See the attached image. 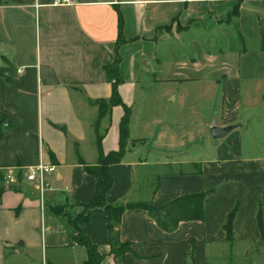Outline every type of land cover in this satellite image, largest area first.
I'll return each mask as SVG.
<instances>
[{"label":"crops","instance_id":"crops-1","mask_svg":"<svg viewBox=\"0 0 264 264\" xmlns=\"http://www.w3.org/2000/svg\"><path fill=\"white\" fill-rule=\"evenodd\" d=\"M115 60L130 116L106 200L202 192L203 215L168 231L125 209L119 263L103 208L90 207L82 231L101 264H227L224 254L241 264L242 251L264 247V0H0V264H84L68 216L93 194L85 166L99 162L97 137L103 153L119 146L123 106L100 114L98 104ZM212 121L238 125L213 138ZM40 163L55 169L42 199L25 178Z\"/></svg>","mask_w":264,"mask_h":264},{"label":"trees","instance_id":"trees-1","mask_svg":"<svg viewBox=\"0 0 264 264\" xmlns=\"http://www.w3.org/2000/svg\"><path fill=\"white\" fill-rule=\"evenodd\" d=\"M235 8L233 10V13ZM118 39L115 44L116 47L124 41L123 36L119 33ZM118 60L112 63L104 64L106 72L113 77L111 97L108 100L102 99L98 102L100 114L106 112V108L113 105L121 104L123 106L124 114L119 121V146L117 150L108 151L103 153L100 148V138L97 137V145L99 150V162L96 165L85 166L86 171L94 177V191L89 199L88 203L83 204V211L76 214L74 218L68 216L70 224L76 231L73 239L79 244L83 245L87 251V258L84 260V264H101L102 254L99 253L97 246L87 237L82 231V227L89 223L90 216L86 213L90 207H102L105 214V223L107 230V241L110 245V249L114 255L115 260L119 263L123 262L124 252L130 248L129 242L121 241L119 239L118 226L121 219V213L125 209L139 207L146 211L158 225L160 229L171 231L179 223V221H190L194 219L202 218L203 208V193L195 192L194 194H181L174 197L163 204L157 205L151 200L148 202L137 201L134 203H119L112 204L106 200V195L112 188V175L109 171V166L114 163H118L123 157L126 141L128 138V121L130 116V110L122 102L121 97L118 94L117 86L121 83V77L118 72ZM0 76H4L0 70ZM5 77V76H4ZM2 189H0L1 197ZM236 208L234 207L227 216L224 223V227L227 233V237L231 234V221L235 214ZM55 213H63V207L54 208ZM65 214V213H63Z\"/></svg>","mask_w":264,"mask_h":264},{"label":"built area","instance_id":"built-area-1","mask_svg":"<svg viewBox=\"0 0 264 264\" xmlns=\"http://www.w3.org/2000/svg\"><path fill=\"white\" fill-rule=\"evenodd\" d=\"M70 0H55L56 3L60 4H67ZM54 166L48 165V164H37L33 166H29L27 170L25 171V178L26 180L31 183H33V186L35 187L38 196L40 199L43 198L44 193L47 190H53L54 188L51 187L49 182L45 179V174L50 173L54 171ZM6 178L9 180H13V176L11 173L6 174Z\"/></svg>","mask_w":264,"mask_h":264},{"label":"rangeland","instance_id":"rangeland-1","mask_svg":"<svg viewBox=\"0 0 264 264\" xmlns=\"http://www.w3.org/2000/svg\"><path fill=\"white\" fill-rule=\"evenodd\" d=\"M241 255L242 256H240V258H235L236 262H239L240 260L244 259L243 261H241V264H247L248 260L252 261L250 264H264V247L261 244L257 245V247H255L254 250L250 249L247 251H242ZM222 257H223L222 263H225L227 261V264H233V261L231 260L229 255L224 254V256ZM245 258H247L248 260H245ZM212 264H218V261L212 262Z\"/></svg>","mask_w":264,"mask_h":264},{"label":"water","instance_id":"water-1","mask_svg":"<svg viewBox=\"0 0 264 264\" xmlns=\"http://www.w3.org/2000/svg\"><path fill=\"white\" fill-rule=\"evenodd\" d=\"M211 123L212 124L210 126V133H211V136L213 138L222 137L224 134H226L231 129L237 127V125H238V124H230V125H225V126H222V127H218L217 124L215 123V121H212Z\"/></svg>","mask_w":264,"mask_h":264}]
</instances>
